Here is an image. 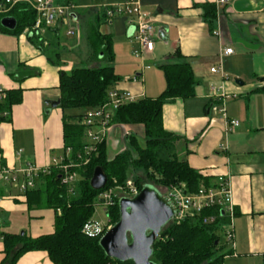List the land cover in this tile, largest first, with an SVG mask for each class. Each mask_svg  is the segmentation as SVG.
Here are the masks:
<instances>
[{
  "label": "crops",
  "instance_id": "obj_1",
  "mask_svg": "<svg viewBox=\"0 0 264 264\" xmlns=\"http://www.w3.org/2000/svg\"><path fill=\"white\" fill-rule=\"evenodd\" d=\"M71 1L63 5H71L74 12L64 19L82 20L87 41L89 26L96 22L99 10L126 0ZM136 1L151 15L156 28L155 46L152 52L140 57V67L133 64L132 72L120 77L115 88L130 91L137 99L156 98L166 88L161 64L190 62L197 80L195 95L163 104L164 128L179 135L178 156L212 184L220 176L231 178L236 214L233 240L225 242L226 250L231 253L224 259L230 264H264V93L258 91L264 87V0H228L226 4L218 3L219 0ZM207 2L217 6L218 16L212 31L202 19V4ZM57 4L62 3L57 0ZM105 22L114 26L113 31L110 26L113 34L120 32V36L124 35V39L126 36L133 44V49L138 47L130 38L133 29L126 15L108 17ZM60 24L61 27H53L46 33L51 30L53 34L59 33V40L68 51L74 49L69 46L72 41L80 49V39H69L74 36L67 34L71 28L62 35L64 22ZM25 30L17 35L0 28V89L23 90V100L13 106L10 122L0 123V169L19 170L32 163L39 172L49 173L55 166L54 160L64 155L65 143L64 112L60 105L53 107L47 101L61 99L60 70L74 67H66L64 59L60 65L51 62L46 55L48 48L37 47ZM53 47L59 52L58 46ZM226 48H232L233 52L224 53ZM177 50L181 57L172 56ZM91 51L87 55L89 61L94 55ZM101 56L93 66L105 63ZM114 62L115 59L111 65L115 69ZM219 66L218 72L211 71ZM16 77H22V81ZM222 97H225L227 116L240 121L231 132L226 131L222 113L211 109ZM132 130L129 125H112L106 139L112 155L123 148ZM28 208L26 195L0 182V222L4 228H9L5 215L18 211L27 212L28 223L36 227L30 236L54 231L52 209ZM47 214L50 221L46 225L43 217ZM1 228L0 224V230L6 232ZM4 258L2 252L0 264H8L3 262ZM17 264L53 262L43 250L25 253Z\"/></svg>",
  "mask_w": 264,
  "mask_h": 264
},
{
  "label": "trees",
  "instance_id": "obj_2",
  "mask_svg": "<svg viewBox=\"0 0 264 264\" xmlns=\"http://www.w3.org/2000/svg\"><path fill=\"white\" fill-rule=\"evenodd\" d=\"M59 3H72L71 0H58ZM4 0H0V6ZM203 18L211 31L217 19V6L207 2L202 4ZM106 8V7H105ZM103 8L91 23L87 32L90 49L98 58L101 56L105 64L97 67H74L68 71L60 70V107L64 112V155L70 149L69 159L76 162L79 155L87 157L85 148L89 144L86 136L87 126L84 123L86 114L70 115V108L91 110L103 105L109 99V91L120 81L114 66L112 36L101 31V25L108 18ZM4 16H14L18 25L15 30L2 28L4 32L21 34L31 28L36 20L35 10L25 4L11 8ZM50 30V29H48ZM47 31V30H46ZM52 31V30H51ZM48 31L47 37L52 32ZM46 37V34H43ZM54 41L60 39L54 33ZM30 40L41 49L43 37L30 36ZM54 45V44H52ZM46 53L49 60L56 65L62 63L60 51ZM173 57H181L177 50ZM166 79V88L156 98L144 97L121 105L111 115V124L129 125L132 132L126 136L123 148L111 154L106 140L96 144V151L87 164L76 168L78 180L71 186L62 183L59 169L50 168L49 173L39 172L36 186L23 192L27 197L28 209H52L54 212V231L37 237L27 233L13 234L0 230L3 240L4 263L17 264L22 255L29 251H45L53 264H133L131 261H117L107 256L99 243L101 235L88 236L83 227L93 219L95 205L99 195L106 189L115 186L125 187L132 180L138 191L144 185H152L164 193L172 186L185 185L187 191L197 192L202 186L213 185L210 179L191 167L188 161L180 158L176 152L179 135L166 131L163 125V104L168 100L188 98L195 95L197 80L190 62H168L161 64ZM21 80L22 77H16ZM258 91L264 93V87ZM23 100V90H0V123L10 122V114L14 105ZM264 128V127H263ZM1 151V149H0ZM69 161V160H68ZM100 166L108 176L107 184L100 190L90 185L94 169ZM137 172L150 182L143 184ZM162 188V189H160ZM126 196V195H125ZM128 197V196H126ZM114 196V203L108 207L109 223L115 224L119 219V200ZM215 214V223H203V217ZM226 222L223 213L217 209L204 210L199 218L181 223L171 221L161 232L154 244L152 260L157 264H223L224 258L231 251L221 243L218 231ZM218 241V242H217ZM217 242V243H216Z\"/></svg>",
  "mask_w": 264,
  "mask_h": 264
},
{
  "label": "built area",
  "instance_id": "obj_3",
  "mask_svg": "<svg viewBox=\"0 0 264 264\" xmlns=\"http://www.w3.org/2000/svg\"><path fill=\"white\" fill-rule=\"evenodd\" d=\"M227 2L228 0H219L218 3L226 4ZM22 3L31 6L37 15L33 26L25 30L29 36L42 35L48 29L61 27L60 23L64 22V18L70 17V14L74 12L71 5H55L53 0H4V4L0 6V14H5L14 6ZM141 7L139 1L126 0L122 4H117V6L112 5L105 8L108 17L117 14H124L128 17L129 23L133 27V33L130 38L138 44V47L134 49L136 57H142L144 54L152 52L155 46V25L153 24L151 15L142 10ZM67 34H74V30H67ZM232 52V48L224 49V53L226 54ZM220 68V66L218 68L213 67L211 71L218 72ZM108 93L109 99L106 103L89 110L84 116V123L87 126L86 136L89 140V144L85 148L87 157L83 158L82 155H79V160H82V162L70 160V149H68L66 155L61 156L58 160H54L55 166L59 169L62 183L67 186H71L77 181L75 179L78 177L76 168L90 161L91 155L97 149L96 144L107 139L110 128L113 125L109 121L111 120L112 113L121 105L137 100L136 96L128 90L113 88ZM219 102L212 105V111L222 113L227 132L234 131L239 126L240 121L227 116L225 97L220 98ZM38 175V168L32 163H28L25 168L19 170L1 168L0 182L14 186L23 193L36 186ZM120 187L124 188L125 195L128 197H132L139 192L132 180H129L125 187ZM112 190L113 188L106 189L99 195L98 202L105 205L106 209L114 203L115 194ZM164 195L172 201L175 207V215L172 221L178 224L186 220L199 218L204 210L217 209L221 211L226 219V222L222 226H228V230L226 231L227 242H232L233 220L236 212L232 182L229 176H220L217 183L209 187L202 186L197 192L187 191L184 184L181 187L172 186L164 191ZM217 220L218 216L215 214L203 217V223L205 224L215 223ZM111 226L109 221L107 224H102L92 219L85 223L83 232L92 237L102 236Z\"/></svg>",
  "mask_w": 264,
  "mask_h": 264
},
{
  "label": "water",
  "instance_id": "obj_4",
  "mask_svg": "<svg viewBox=\"0 0 264 264\" xmlns=\"http://www.w3.org/2000/svg\"><path fill=\"white\" fill-rule=\"evenodd\" d=\"M0 23L9 30H15L18 25L14 16H4ZM47 103L56 107L61 104V99ZM107 181L104 169L97 166L90 180L91 187L100 190ZM118 205L119 220L101 236V248L113 260L157 264L152 260L154 244L175 215L172 201L156 187L147 184L134 196L120 198Z\"/></svg>",
  "mask_w": 264,
  "mask_h": 264
},
{
  "label": "rangeland",
  "instance_id": "obj_5",
  "mask_svg": "<svg viewBox=\"0 0 264 264\" xmlns=\"http://www.w3.org/2000/svg\"><path fill=\"white\" fill-rule=\"evenodd\" d=\"M88 1V0H86ZM92 0H89V2L91 3ZM54 4L57 5V0H54ZM118 4H121L120 2H118ZM115 16V15H114ZM118 16H125L124 14H117ZM109 21V20H108ZM110 26L109 23L104 22L101 25V31L105 34H110L112 36V50L115 56V72L117 75H119V77H127L129 73H131L132 68H133V64H136L140 67L141 63H142V59L140 57H135L134 55V49H133V44L127 39V37L125 36L124 39V35L120 36L121 33L120 32H115L114 34L110 31ZM85 24H83V21L81 20H73V19H66L64 21L63 24V28L61 29V34H65V31L67 28H71L72 30H74V36L69 38L71 40H76L80 39V49H77L78 44H74L73 41L69 44V46H73V50L68 51L66 48L64 49L63 47H65V44L62 43V41H60L59 39H57V42L54 41V37L55 35L51 34V37H47L48 32L44 33L46 34V37L42 34L40 36L43 37V47H47L48 48V54H52L53 52V45L58 46L59 51L61 53V58L64 59L67 62V66L66 67H80V66H86L88 67L89 65L92 67H96L93 65H97L96 61H97V56L94 54L92 56L91 61H89L87 59V57L89 56L88 54L90 53V48L87 44L86 41V37H85ZM113 27L111 26V30L113 31ZM50 32V31H49ZM109 32V33H108ZM58 35H60L59 33H57ZM59 37V36H57ZM63 40V39H62ZM132 41V40H131ZM133 49L132 53L130 52ZM57 51V50H56ZM80 53V55H79ZM88 55V56H87ZM128 55V56H127ZM144 56H146V54H144ZM143 58V56H142ZM68 59V60H66ZM105 64V63H104ZM71 65V66H68ZM135 74V73H134ZM131 76H134L133 74H130ZM88 109L85 108H70L67 109V113L70 115H76V114H87L88 113ZM138 176L141 178V183L146 184V183H150L145 176H143L142 172H137ZM78 178V177H77ZM77 178H75L76 180H78ZM113 188V192L115 194V196H121L124 197L125 196V191L124 188H121L120 186H115V187H111ZM110 188V189H111ZM158 188V187H157ZM162 189V188H160ZM6 217V221L9 224V228H4L5 225H3L2 221L0 222L1 224V229L6 232H14V233H18L21 234L22 232L26 231V233L29 235H31V233L33 232L34 229H36V227H34V225L30 226V223H28V214L27 212H18V211H13V213L10 216L5 215ZM41 217V216H39ZM43 222L47 225L48 222L50 221V217L47 214L45 217H43ZM1 216H0V220H1ZM41 220V218H39ZM93 219L102 223V224H107L109 221V217H108V212L106 209V206L103 205L100 202H97L95 205V212L93 215ZM4 221V220H3ZM39 223V222H38ZM37 223V224H38ZM36 224V226H37ZM22 227V228H21ZM218 234L220 236L221 239V243L225 244V242L227 241V236H226V231L228 230V226L223 225L220 228H218ZM2 239L0 238V258L2 257ZM227 243V242H226ZM227 258H231V257H227ZM226 261V263H225ZM223 264H230V261H228L227 259H224Z\"/></svg>",
  "mask_w": 264,
  "mask_h": 264
}]
</instances>
